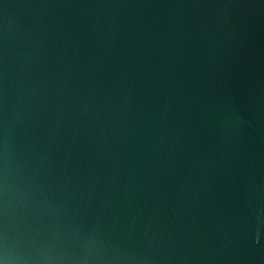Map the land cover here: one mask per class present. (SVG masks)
I'll list each match as a JSON object with an SVG mask.
<instances>
[{"label": "water", "instance_id": "1", "mask_svg": "<svg viewBox=\"0 0 264 264\" xmlns=\"http://www.w3.org/2000/svg\"><path fill=\"white\" fill-rule=\"evenodd\" d=\"M0 264H264V0H0Z\"/></svg>", "mask_w": 264, "mask_h": 264}]
</instances>
